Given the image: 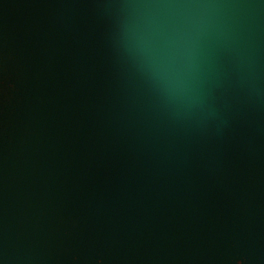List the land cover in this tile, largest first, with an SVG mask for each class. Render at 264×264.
Instances as JSON below:
<instances>
[{
	"label": "water",
	"instance_id": "water-1",
	"mask_svg": "<svg viewBox=\"0 0 264 264\" xmlns=\"http://www.w3.org/2000/svg\"><path fill=\"white\" fill-rule=\"evenodd\" d=\"M0 264H264V0H0Z\"/></svg>",
	"mask_w": 264,
	"mask_h": 264
}]
</instances>
